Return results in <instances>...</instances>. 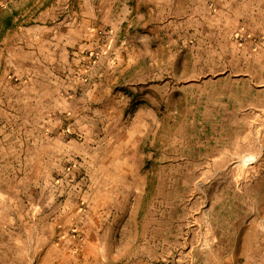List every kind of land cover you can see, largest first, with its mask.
Listing matches in <instances>:
<instances>
[{
    "label": "rangeland",
    "instance_id": "1",
    "mask_svg": "<svg viewBox=\"0 0 264 264\" xmlns=\"http://www.w3.org/2000/svg\"><path fill=\"white\" fill-rule=\"evenodd\" d=\"M93 1L112 15L83 23L66 67L48 32L8 37L23 44L0 69V263L77 255L78 205L104 216L108 264L264 263V34L230 30L216 0Z\"/></svg>",
    "mask_w": 264,
    "mask_h": 264
},
{
    "label": "crops",
    "instance_id": "2",
    "mask_svg": "<svg viewBox=\"0 0 264 264\" xmlns=\"http://www.w3.org/2000/svg\"><path fill=\"white\" fill-rule=\"evenodd\" d=\"M216 1H219V5L224 7L218 8L216 6L214 12L216 15L229 17L231 19L230 24L234 28L232 29L231 27L230 30L236 31L237 28L242 26V28L247 31L257 34H264V0ZM36 2L38 3L39 0ZM56 9L59 11V16L57 19L50 21L48 17H45V19L41 21V24L27 22L25 24L26 27H23L25 18L32 17L31 15L35 10L38 11V17H44L45 14H49ZM89 9V12L84 10V4L82 3V0H63V3H59L57 8L53 6V2L46 4L41 3V6H36V3L33 0H0V69L2 67L1 64H7V66L10 68L14 66L16 69V65L19 62L17 57L14 55L15 52L13 49L18 48V44H23V42L22 40L21 42H15L12 40V38L8 39V37H12L17 31H29L36 28L42 29L43 33L48 32L50 36L52 35V40H45L49 46V53L50 55L57 54L59 57V64L61 65L62 63L63 67H66L68 48L76 49L78 47L77 45L81 46V32L83 30V23H91V25L94 23V25H99L104 21V18H110L112 15V8L108 7L103 9L102 5L98 1H93ZM77 35L79 36L78 40ZM26 47L29 48L28 42ZM30 47H34L33 41L31 42ZM254 57L257 59L259 56H257L256 53H252L251 58ZM255 62H258L259 64V59L258 61L255 60ZM258 64H256V66L251 71L252 79L259 78ZM90 204L95 205L96 203ZM72 205V203L69 205L67 204V206L71 207ZM79 207L80 206L78 205V209H76L75 213L67 216V221L64 224L66 229L68 226L71 227L74 224L75 227L81 231V237L77 240L75 239L79 246L77 249V255H72L73 251H65L66 248L64 244L61 246L58 244L52 245L43 252V264H68V255H72L76 264H96V261L99 264H108L107 260L103 258L104 255H108V251L105 248L107 242L102 244V241L100 240H94V238L91 239L93 232H96V230L97 232H100L102 230L103 226L99 229H95L94 227H96V223L99 220H104V216H99L97 214V216L92 215L91 217H84L83 213H81L82 209ZM73 216L74 219H72ZM98 226L101 225L98 223ZM110 227H106V233L109 232L111 229ZM143 230V234H145V229ZM102 232L105 233V230ZM57 251L58 253L55 257ZM21 253H23V251H21L20 254ZM2 255L3 252L1 250L0 257ZM15 255L18 257L14 258ZM99 258L101 259L102 263L99 262ZM18 259L19 254H11L10 264H17ZM0 264H3V262Z\"/></svg>",
    "mask_w": 264,
    "mask_h": 264
}]
</instances>
